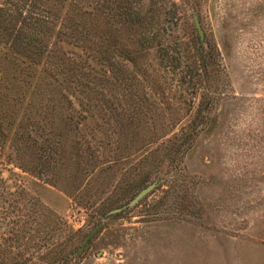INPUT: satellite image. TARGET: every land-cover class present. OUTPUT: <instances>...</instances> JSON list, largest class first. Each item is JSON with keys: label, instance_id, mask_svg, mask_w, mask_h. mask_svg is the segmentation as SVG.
Returning <instances> with one entry per match:
<instances>
[{"label": "trees", "instance_id": "trees-1", "mask_svg": "<svg viewBox=\"0 0 264 264\" xmlns=\"http://www.w3.org/2000/svg\"><path fill=\"white\" fill-rule=\"evenodd\" d=\"M187 20L175 0H0L3 162L91 222L154 180L132 209L161 189L155 211L171 199L185 219V158L228 87L214 40ZM0 196V264H71L81 228L23 187Z\"/></svg>", "mask_w": 264, "mask_h": 264}, {"label": "rangeland", "instance_id": "rangeland-1", "mask_svg": "<svg viewBox=\"0 0 264 264\" xmlns=\"http://www.w3.org/2000/svg\"><path fill=\"white\" fill-rule=\"evenodd\" d=\"M175 2L188 18L185 32L191 26L198 33L196 14L214 40L228 83L213 122L185 158L189 194L181 205L192 202L190 215L181 219L171 199L169 211H155L159 189L118 217L91 222L63 191L3 162L0 153V195L23 187L84 234L103 222L71 264H264V0Z\"/></svg>", "mask_w": 264, "mask_h": 264}, {"label": "water", "instance_id": "water-1", "mask_svg": "<svg viewBox=\"0 0 264 264\" xmlns=\"http://www.w3.org/2000/svg\"><path fill=\"white\" fill-rule=\"evenodd\" d=\"M193 19H194V24H195V27H196L199 35L201 36V38H203L204 37V33H203L202 28H201V25H200L198 16L196 14H193ZM157 185H158V182L156 180L155 181H152L151 183H149L148 185H146L145 187H143L142 189H140L127 204L108 211L107 212V215L108 214H111V213L119 212L120 210H122V209H124L126 207H133V206H135L143 197H145L147 194H149ZM102 223L103 222L101 221L98 224H96L86 234V236L84 237V239H83L82 243L80 244V246L77 248L76 251H74V253H73L74 255L78 254L79 252H81L83 250V248L88 243V241L90 240V238L101 227Z\"/></svg>", "mask_w": 264, "mask_h": 264}]
</instances>
